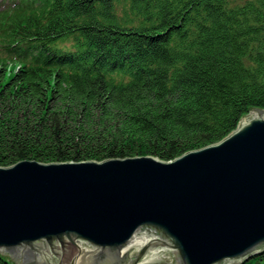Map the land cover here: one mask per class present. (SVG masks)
<instances>
[{
  "label": "trees",
  "instance_id": "obj_1",
  "mask_svg": "<svg viewBox=\"0 0 264 264\" xmlns=\"http://www.w3.org/2000/svg\"><path fill=\"white\" fill-rule=\"evenodd\" d=\"M254 107L264 0H0V166L169 160Z\"/></svg>",
  "mask_w": 264,
  "mask_h": 264
},
{
  "label": "water",
  "instance_id": "obj_2",
  "mask_svg": "<svg viewBox=\"0 0 264 264\" xmlns=\"http://www.w3.org/2000/svg\"><path fill=\"white\" fill-rule=\"evenodd\" d=\"M0 253L17 264H246L264 255V109L169 160L0 166Z\"/></svg>",
  "mask_w": 264,
  "mask_h": 264
},
{
  "label": "rangeland",
  "instance_id": "obj_3",
  "mask_svg": "<svg viewBox=\"0 0 264 264\" xmlns=\"http://www.w3.org/2000/svg\"><path fill=\"white\" fill-rule=\"evenodd\" d=\"M122 9H121V6L119 5L118 6V8H117V13L121 16V14H122ZM131 25V24H130ZM7 257L10 259V261H11V254L10 255H7ZM132 258H134V257H132ZM13 264H17V263H13Z\"/></svg>",
  "mask_w": 264,
  "mask_h": 264
}]
</instances>
